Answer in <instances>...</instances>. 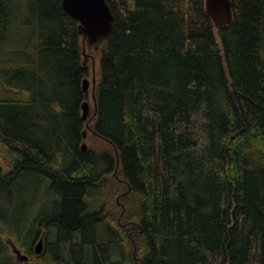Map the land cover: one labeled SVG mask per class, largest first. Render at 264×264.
Masks as SVG:
<instances>
[{
	"label": "trees",
	"instance_id": "trees-1",
	"mask_svg": "<svg viewBox=\"0 0 264 264\" xmlns=\"http://www.w3.org/2000/svg\"><path fill=\"white\" fill-rule=\"evenodd\" d=\"M106 1L111 32L87 45L105 144L83 152L78 21L62 0H0V184L36 177L38 207L23 237L20 215L0 225V261L46 204L65 264H264V0H231L220 29L205 0Z\"/></svg>",
	"mask_w": 264,
	"mask_h": 264
},
{
	"label": "water",
	"instance_id": "water-1",
	"mask_svg": "<svg viewBox=\"0 0 264 264\" xmlns=\"http://www.w3.org/2000/svg\"><path fill=\"white\" fill-rule=\"evenodd\" d=\"M64 9L74 17L78 23L79 34L82 36V63L88 65L92 62V76L85 77L82 81L84 93H91L90 99L94 106V111L91 113V104L89 100L83 101L81 105L82 117L86 121V126L83 130V141L80 148L83 152L89 149L86 142L88 133L98 135L94 127L90 125L95 121L97 114L96 87L100 80L96 76V59L93 54L87 52V45H90L95 50H99L101 45L109 36L114 15L111 7L106 0H62ZM205 9L207 15L213 20L217 29L228 26L233 21V8L231 0H205ZM101 138V137H100ZM119 165V155L116 149V170L113 175L116 176V171ZM118 205L121 206L120 201ZM124 211V209H123ZM15 245V244H14ZM43 252V238L35 245L34 253L40 255ZM17 253L21 256V260H28V256Z\"/></svg>",
	"mask_w": 264,
	"mask_h": 264
},
{
	"label": "rangeland",
	"instance_id": "rangeland-1",
	"mask_svg": "<svg viewBox=\"0 0 264 264\" xmlns=\"http://www.w3.org/2000/svg\"><path fill=\"white\" fill-rule=\"evenodd\" d=\"M96 59V76L99 78L100 77V60L99 57L97 58L95 56ZM90 94V93H89ZM88 94V95H89ZM88 100L91 101L90 99V95L88 97ZM92 108V107H91ZM91 132L88 133L86 142L90 147H95V146H102L105 144V142L103 141V139L98 138L96 136H93L90 134ZM90 134V135H89ZM5 153L6 155H10L11 154V150L9 151L8 148H6L3 144H1L0 142V153ZM36 177H32L31 179L29 177L25 178V180L23 181V185H19L17 187H14L13 190L11 188H7L4 187L0 184V225L3 227V230L6 232V222H7V218L10 217V223H12V219H14L15 216L20 215L23 211L24 214L26 215V220H24V224L26 227H28L29 222L31 221V219L34 217V215L37 213L38 211V207H34L31 208L29 210V206L30 204H35V196L37 194V188H33L32 187V183L33 181L36 182ZM42 189V186L38 188V192L40 194V191ZM117 200V204H118ZM33 202V203H31ZM120 204L122 205L121 201ZM112 209L115 210L116 208V202H112L111 203ZM49 206L44 204V207L42 209H40L44 214L47 213H52L54 206H51L50 208H48ZM50 209V210H49ZM124 209V208H123ZM122 209V213L124 212ZM122 213L120 215V218L122 216ZM4 232V233H5ZM9 237V235H7ZM18 244H22L21 247H23L25 250L28 249V245H29V241L26 240L25 243H20L18 242ZM17 245V244H16ZM19 245H17L18 247ZM53 247L54 244H53ZM42 257V256H41ZM66 260L68 261L67 264H71L73 263V258L69 257V256H65ZM15 260V259H14ZM2 261V262H1ZM0 264H10L12 263V260H1ZM19 264H22V261H18ZM26 264V263H24ZM27 264H65L64 262H59L58 260H56V257H54V255L52 254V252H49L46 256H43V258L41 259H36V260H32L30 263Z\"/></svg>",
	"mask_w": 264,
	"mask_h": 264
},
{
	"label": "flooded vegetation",
	"instance_id": "flooded-vegetation-1",
	"mask_svg": "<svg viewBox=\"0 0 264 264\" xmlns=\"http://www.w3.org/2000/svg\"><path fill=\"white\" fill-rule=\"evenodd\" d=\"M20 183L22 184L23 182V175L21 176V178L19 179ZM20 183L18 184V186L20 185ZM44 207V206H43ZM42 207V208H43ZM32 207L29 208V210ZM55 212V210H54ZM43 213V212H42ZM55 213H52L50 215V213H46V214H42V216L39 218L38 222V230L36 231V236L33 239L31 246L29 247V250H25L23 247H21L20 244L16 243L12 237H8L7 235L5 236V242H6V251L8 252L9 256L13 259H15L16 261H22L21 260V256L19 255V253H17V250L20 251L21 254L27 255L28 256V260L22 261V264L29 262V260L31 259V254L36 255L34 253V249H35V245L36 243H38V241L43 238V252L40 255H36V256H46L51 249V246L49 247L50 243H54L56 241L55 238H53V236H55L56 234V230L54 228H52L51 230L48 229V227L46 226L49 224H55V218H53ZM53 215V216H52ZM52 216V219H51ZM21 219H16L14 222L19 221L21 226H23L22 228H20V236L23 237L25 234L28 232V229L26 228L25 224H24V220L30 218H26V215L24 214V211L20 214ZM14 219H12V223L11 226L14 224L13 222ZM30 223V222H29ZM40 223L43 224V228L40 226ZM34 234V235H35ZM52 238L50 239V241L48 240V238ZM15 244V245H14ZM19 245L17 247V245Z\"/></svg>",
	"mask_w": 264,
	"mask_h": 264
}]
</instances>
